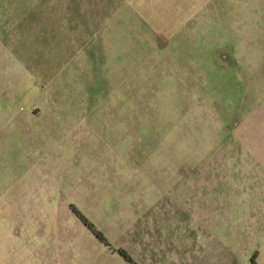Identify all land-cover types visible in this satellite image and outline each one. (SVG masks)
<instances>
[{"label":"rangeland","instance_id":"obj_1","mask_svg":"<svg viewBox=\"0 0 264 264\" xmlns=\"http://www.w3.org/2000/svg\"><path fill=\"white\" fill-rule=\"evenodd\" d=\"M119 251L264 264V0H0V264Z\"/></svg>","mask_w":264,"mask_h":264},{"label":"trees","instance_id":"obj_2","mask_svg":"<svg viewBox=\"0 0 264 264\" xmlns=\"http://www.w3.org/2000/svg\"><path fill=\"white\" fill-rule=\"evenodd\" d=\"M79 220L82 222V224L93 234V236L100 242H105V239L102 237V234L97 231L93 225L89 224L85 219L82 217H78ZM121 257L128 263V264H135L133 261H131L130 257L128 254H126L124 251H119L118 252Z\"/></svg>","mask_w":264,"mask_h":264},{"label":"water","instance_id":"obj_3","mask_svg":"<svg viewBox=\"0 0 264 264\" xmlns=\"http://www.w3.org/2000/svg\"><path fill=\"white\" fill-rule=\"evenodd\" d=\"M225 55V54H224ZM223 56V55H222Z\"/></svg>","mask_w":264,"mask_h":264}]
</instances>
